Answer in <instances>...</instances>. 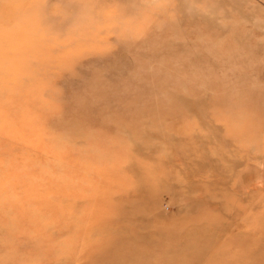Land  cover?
Returning <instances> with one entry per match:
<instances>
[{
	"label": "rangeland",
	"instance_id": "1",
	"mask_svg": "<svg viewBox=\"0 0 264 264\" xmlns=\"http://www.w3.org/2000/svg\"><path fill=\"white\" fill-rule=\"evenodd\" d=\"M0 264H264V0H0Z\"/></svg>",
	"mask_w": 264,
	"mask_h": 264
}]
</instances>
